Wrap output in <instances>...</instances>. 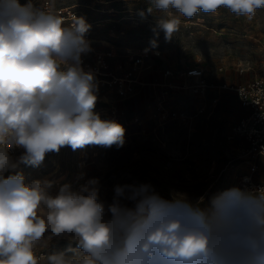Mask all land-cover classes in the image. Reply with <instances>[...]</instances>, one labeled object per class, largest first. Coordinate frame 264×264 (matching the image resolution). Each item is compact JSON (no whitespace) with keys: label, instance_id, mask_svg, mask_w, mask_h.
Wrapping results in <instances>:
<instances>
[{"label":"clouds","instance_id":"9594fccd","mask_svg":"<svg viewBox=\"0 0 264 264\" xmlns=\"http://www.w3.org/2000/svg\"><path fill=\"white\" fill-rule=\"evenodd\" d=\"M147 5L165 14L157 27L170 40L179 17L226 8L250 21L264 0ZM90 27L52 0H0V264H264V182L205 204L183 193L165 199L148 183L117 184L108 202L98 178L55 192V181L27 179L21 165L38 168L62 148L125 143V128L95 112L98 81L83 60Z\"/></svg>","mask_w":264,"mask_h":264},{"label":"rangeland","instance_id":"374dc122","mask_svg":"<svg viewBox=\"0 0 264 264\" xmlns=\"http://www.w3.org/2000/svg\"><path fill=\"white\" fill-rule=\"evenodd\" d=\"M43 2L34 0L37 4ZM52 2L56 10L75 7L82 12L91 26L88 32L96 40L95 47L113 49L115 67L125 69L131 60L148 52L152 68L145 73L147 81H163L166 69L176 73L195 66H203L209 80L217 84L243 85L264 77V9L257 10L250 21L226 8L216 13L200 12L191 19L179 17L178 31L166 40L163 30L157 27L158 19L165 14L155 10L149 14L147 0ZM156 51L161 55L156 57ZM154 93L148 86L134 99L119 103L126 111L117 122L125 128L121 148L89 146L73 151L65 147L59 153L48 154L38 168L21 165L27 179L55 181V192L64 183L76 189L88 179L98 178L101 198L108 202L117 184L148 183L165 199L183 193L193 200L204 197L205 204L212 195L236 187L245 172L239 159V143L228 140L232 125L242 115L236 94L212 91L204 98L190 93L175 97L173 105L185 108L192 119L167 124L158 133L161 140H157L151 118ZM101 106L104 102L98 101L95 111ZM201 107L206 108L203 113L199 112ZM80 173H84L82 179H78ZM257 178L264 179V166ZM66 244L61 241L59 248Z\"/></svg>","mask_w":264,"mask_h":264},{"label":"built area","instance_id":"2783aa9c","mask_svg":"<svg viewBox=\"0 0 264 264\" xmlns=\"http://www.w3.org/2000/svg\"><path fill=\"white\" fill-rule=\"evenodd\" d=\"M57 11L65 17H70V13L78 17L82 16V12L75 7ZM86 39L90 42L92 51L83 57L84 67L86 70L91 68L96 73L99 88L98 101L105 104L99 111H95L101 119L116 122L123 119L126 111L124 107L119 106V103L134 99L145 87L150 86L155 92L154 101L151 103L155 138L161 140L159 134L167 124L187 123L192 119L185 108L173 105L175 97L190 93L192 96L204 98L212 91L218 94L226 91L233 92L245 111L232 125L228 135V140L239 143V159L245 168L236 187H250L264 182V179L257 178L260 168L264 166V77L243 85L217 84L209 80L203 66H195L176 73L166 69L163 81L150 82L145 79L146 71L152 68V65L148 63L150 58L148 52L144 51L123 69L121 65L114 66L116 55L113 49L101 50L95 47L96 40L89 32L86 34ZM127 50L130 52V49ZM154 55L158 57L161 52L156 51ZM175 74H177L176 77ZM217 101L215 100V103ZM205 109L201 107L199 112L203 113ZM37 251L43 252L38 249Z\"/></svg>","mask_w":264,"mask_h":264},{"label":"crops","instance_id":"0c3cea01","mask_svg":"<svg viewBox=\"0 0 264 264\" xmlns=\"http://www.w3.org/2000/svg\"><path fill=\"white\" fill-rule=\"evenodd\" d=\"M240 108H241V106H240ZM241 110H242V115H243L245 111L242 108H241Z\"/></svg>","mask_w":264,"mask_h":264}]
</instances>
